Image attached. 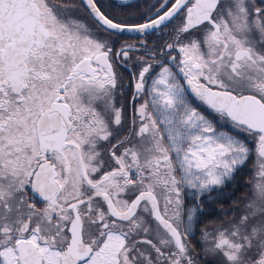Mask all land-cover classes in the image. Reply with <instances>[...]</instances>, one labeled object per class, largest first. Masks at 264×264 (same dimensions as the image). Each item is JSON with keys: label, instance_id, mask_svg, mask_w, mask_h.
I'll return each instance as SVG.
<instances>
[{"label": "snow or ice", "instance_id": "1", "mask_svg": "<svg viewBox=\"0 0 264 264\" xmlns=\"http://www.w3.org/2000/svg\"><path fill=\"white\" fill-rule=\"evenodd\" d=\"M0 264H264V0H0Z\"/></svg>", "mask_w": 264, "mask_h": 264}]
</instances>
